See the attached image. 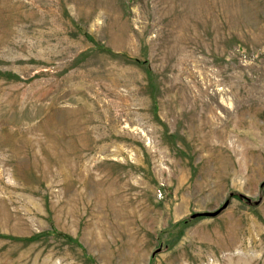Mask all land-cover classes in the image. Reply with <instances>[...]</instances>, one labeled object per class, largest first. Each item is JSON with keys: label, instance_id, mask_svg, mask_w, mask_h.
Instances as JSON below:
<instances>
[{"label": "rangeland", "instance_id": "obj_1", "mask_svg": "<svg viewBox=\"0 0 264 264\" xmlns=\"http://www.w3.org/2000/svg\"><path fill=\"white\" fill-rule=\"evenodd\" d=\"M0 264H264V0H0Z\"/></svg>", "mask_w": 264, "mask_h": 264}, {"label": "trees", "instance_id": "obj_2", "mask_svg": "<svg viewBox=\"0 0 264 264\" xmlns=\"http://www.w3.org/2000/svg\"><path fill=\"white\" fill-rule=\"evenodd\" d=\"M243 199H245L246 201H249V200H248L247 198H245V197H243ZM203 216H205V215L202 214V213H199V214H193V215L190 216V219L192 220V219H196V218L203 217Z\"/></svg>", "mask_w": 264, "mask_h": 264}, {"label": "water", "instance_id": "obj_3", "mask_svg": "<svg viewBox=\"0 0 264 264\" xmlns=\"http://www.w3.org/2000/svg\"><path fill=\"white\" fill-rule=\"evenodd\" d=\"M227 206V203H225L224 205H223V208H225ZM205 216H215V215H217V212L216 213H211V214H208V213H206V214H204Z\"/></svg>", "mask_w": 264, "mask_h": 264}]
</instances>
